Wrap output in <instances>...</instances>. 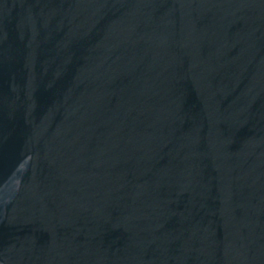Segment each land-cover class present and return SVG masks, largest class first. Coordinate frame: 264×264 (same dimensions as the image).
<instances>
[{"label": "water", "instance_id": "95a60500", "mask_svg": "<svg viewBox=\"0 0 264 264\" xmlns=\"http://www.w3.org/2000/svg\"><path fill=\"white\" fill-rule=\"evenodd\" d=\"M0 264H264V0H0Z\"/></svg>", "mask_w": 264, "mask_h": 264}]
</instances>
